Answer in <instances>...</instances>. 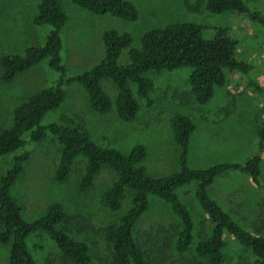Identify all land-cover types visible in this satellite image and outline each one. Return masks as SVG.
Returning a JSON list of instances; mask_svg holds the SVG:
<instances>
[{"label": "trees", "instance_id": "trees-1", "mask_svg": "<svg viewBox=\"0 0 264 264\" xmlns=\"http://www.w3.org/2000/svg\"><path fill=\"white\" fill-rule=\"evenodd\" d=\"M67 1L74 8L94 16H109L127 22H134L137 18L134 6L126 0ZM256 1L198 0L195 6L186 5V8L191 11L201 8L215 15L234 13L246 16L264 34V13L248 8ZM66 22L60 0H39L32 23L48 27L43 44L31 45L22 55H9L0 60L3 82H11L17 74L29 71L42 61L56 74L51 86L29 95L12 110V122L8 128L0 127V156L20 152L13 156L0 177V244L9 247L6 264H35L26 246V238L35 232L45 234L57 249L54 257L48 256L43 264H91L88 246L71 239L66 228L69 225L78 234H91L95 231L90 223H81L79 215H64L57 204L48 205L39 218L26 222L21 217L22 208L10 195V188L29 156L22 150L24 145L40 142L46 132L59 145L53 171L56 183L65 182L77 162L82 165L76 181L80 193L92 189L94 178L103 168H108L114 175L113 182L102 194L101 203L107 211L119 212V215L115 224L97 229L108 248L107 258L100 259V264H224L225 235L249 254L251 264H264V180L260 170L264 124L256 132L255 152L243 163L190 169L187 166L188 142L194 126L186 117H171L169 126L177 170L157 178L148 176L140 165L145 156L141 146H134L126 153L100 147L90 139L77 116L70 120L61 115L60 123L40 125L43 116L56 110L64 101L65 87L71 84L81 88L90 112L101 115L112 111L119 121L130 122L138 113L140 101L146 106L151 105L152 82L145 77L149 72L188 69L189 95L198 106L206 105L214 89L224 85L226 74L231 71L245 76L249 86L259 92L255 81L248 78V65L235 57V43L228 29L215 28L207 33L205 28L195 24H170L143 33L138 49L129 48L130 37L126 33L106 30L100 35V61L89 70L68 75L60 56L61 33ZM124 50H127V62L122 65L118 58ZM102 81L110 83L114 92L112 99L102 90ZM229 109H224V118L230 114ZM229 172L244 174L261 193V209L248 229L235 222L208 195V188L214 180ZM186 187H191L192 197L203 215L197 226L176 195L179 189ZM127 193V208L120 214ZM148 197L166 204L177 224L158 226L156 236L152 229L135 235L134 226L148 208Z\"/></svg>", "mask_w": 264, "mask_h": 264}, {"label": "rangeland", "instance_id": "rangeland-1", "mask_svg": "<svg viewBox=\"0 0 264 264\" xmlns=\"http://www.w3.org/2000/svg\"><path fill=\"white\" fill-rule=\"evenodd\" d=\"M136 12L134 22L109 16H94L74 8L67 0H60L67 22L61 39L60 56L68 75L89 70L102 58L100 34L106 30L126 33L130 37V49H138L140 38L148 30L160 29L170 24L190 23L205 28L208 33L215 28L228 29L235 43V57L248 65V78L255 81L260 91L249 86L247 78L236 71L226 74L225 83L215 88L213 96L204 106L194 103L187 86L188 69L149 72L145 75L152 82L149 95L151 105L139 102V110L130 122L119 121L111 111L95 114L86 106L85 96L76 84L65 87V99L56 110L47 112L40 121L45 127L60 123V116L70 120L79 117L90 139L100 147L113 148L122 153L134 146H141L145 156L141 162L150 177L169 175L177 170L175 146L169 126L171 117L188 118L194 126L189 137L187 166L205 169L216 164L243 163L256 150V132L264 124V34L250 23L246 16L234 13L208 14L193 10L198 0H126ZM204 1L205 0H201ZM39 0H0V60L9 55H22L31 45L41 46L48 32L45 25L36 26L32 19ZM250 10L264 13V0L248 5ZM127 50L118 58L126 64ZM56 74L45 61L29 71L17 74L11 82L1 80L0 69V127L6 129L12 122V110L29 95L51 86ZM102 90L112 99L114 92L108 81L101 82ZM233 97V98H232ZM233 103L231 106L230 104ZM231 108L224 118V109ZM27 139V135L24 136ZM28 159L10 188V195L22 208L21 217L30 222L41 216L51 204L59 205L64 215H79L82 222L91 224L94 233H76L67 225L71 239L88 246L91 264L106 259L108 248L97 229L116 223L118 213H110L102 206V194L114 180L113 173L103 168L94 178L93 187L87 193L76 188L82 165L77 162L74 170L63 183L53 180L59 145L47 132L38 143L27 142L22 149ZM0 156V177L6 172L15 154ZM261 176L264 180V150L261 154ZM119 210L127 208L129 193ZM179 200L189 210L195 226L203 215L192 197L191 187L176 192ZM208 195L241 227L248 229L261 209V193L249 178L238 172H229L216 178L208 188ZM148 208L136 222L133 234L158 233V226L176 225L177 220L168 206L154 197H148ZM224 264H251L252 260L230 236L225 235ZM195 244V242H193ZM29 255L35 264L57 253L55 244L45 234L35 232L26 238ZM9 247L0 244V264H6ZM53 260V259H52Z\"/></svg>", "mask_w": 264, "mask_h": 264}, {"label": "crops", "instance_id": "crops-1", "mask_svg": "<svg viewBox=\"0 0 264 264\" xmlns=\"http://www.w3.org/2000/svg\"><path fill=\"white\" fill-rule=\"evenodd\" d=\"M89 14V13H88ZM91 15V14H90ZM101 35V34H100ZM88 108V107H87Z\"/></svg>", "mask_w": 264, "mask_h": 264}]
</instances>
